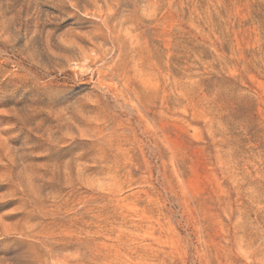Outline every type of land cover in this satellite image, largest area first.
Here are the masks:
<instances>
[{"label":"rangeland","instance_id":"rangeland-1","mask_svg":"<svg viewBox=\"0 0 264 264\" xmlns=\"http://www.w3.org/2000/svg\"><path fill=\"white\" fill-rule=\"evenodd\" d=\"M79 1L0 0V264H264V0Z\"/></svg>","mask_w":264,"mask_h":264},{"label":"bare ground","instance_id":"bare-ground-1","mask_svg":"<svg viewBox=\"0 0 264 264\" xmlns=\"http://www.w3.org/2000/svg\"><path fill=\"white\" fill-rule=\"evenodd\" d=\"M61 1H63V0H61ZM68 1H69V0H68ZM78 1H79V0H78ZM92 1H93V0H92ZM92 1H91V3H92ZM96 1H97V0H96ZM96 1L94 2V4H97ZM103 1H104V3H105L106 7L109 8V10H110L111 8L114 9V13H113V15H117V14H119L118 12L121 10L119 2L122 3L121 0H110V3H108L109 0H103ZM79 2H80V1H79ZM79 2H78V3H79ZM85 2H86V1H85ZM85 2H84V4H85ZM69 3H71V2H69ZM98 3H99V2H98ZM75 4H76V3H75ZM75 4H71V5L74 6ZM81 4H82V3H81ZM84 4L82 5V6H83L82 8H84V6H85ZM101 4H102V3H101ZM63 5H64V4H63ZM92 6H94V5L92 4ZM62 7H63V6H62ZM62 7H59V8H62ZM77 7H78V5H77ZM85 7H86V6H85ZM96 7H97V6H96ZM96 7H95V8H96ZM67 9H68V8H67ZM104 9H105V8H104ZM119 9H120V10H119ZM34 10H35V9H34ZM59 10H60V9H59ZM84 10H85V9H84ZM89 10H91V9H89ZM118 10H119V11H118ZM37 11H38V10H37ZM62 11H64V10H62ZM62 11H61V12H62ZM70 11H71V10H70ZM79 11H80V10H79ZM86 11H87V10H86ZM111 11H113V10H111ZM61 12H60V13H61ZM65 12H66V11H65ZM40 13H41V12H40ZM67 13H68V12H66V14H67ZM70 14H71V12L69 13V15H70ZM39 15H40V14H39ZM61 15H62V13H61ZM64 15H65V14H64ZM113 15H112V17H113ZM120 15H121V14H120ZM32 16H33V15H32ZM32 16H31V17H32ZM72 16H73V15H72ZM37 18H38L37 16H36V18L34 17V19H37ZM39 18H40V17H39ZM32 20H33V18H32ZM115 20H116V19H115ZM35 21H36V20H35ZM36 22H37V21H36ZM40 22L42 23V21H40ZM29 23H30V22H29ZM33 23H34V21H33ZM38 23H39V22H38ZM95 23H96V21H95ZM95 23H94V24H95ZM115 23H116V22H115ZM120 23H121V22H120ZM36 24H37V23H36ZM118 24H119V23H118ZM29 25H31V24H29ZM34 25H35V24H34ZM43 25H44V24H43ZM120 25H121V24H120ZM120 25H119V26H120ZM37 26H38V25H37ZM106 26H107V25H106ZM119 26H118V27H119ZM103 27H104V26H103ZM118 27H116V28H118ZM92 28H93V27H92ZM114 28H115V27H114ZM97 29H98V28H97ZM97 29H96V30H95V29L93 30V35H94V31L98 32ZM100 29H102V28L100 27ZM41 30H43V29H41ZM32 31H33V30H32ZM38 31H39V30H38ZM107 31H108V30H107ZM111 31H112V30H111ZM113 31H114V30H113ZM125 31H126V30H125ZM50 32H51V31H50ZM89 32H90V31H89ZM100 32H101V30H100ZM117 32H118V31H117ZM62 33H63V32H62ZM74 33H75V32H74ZM74 33H73V34H74ZM50 34H51V33H50ZM82 34H83V33H82ZM99 34H101V33H99ZM71 35H72V34H71ZM86 35H89V34H86ZM105 35H106V34H105ZM112 35H113V34H112ZM50 36H52V35H50ZM53 36H54V34H53ZM83 36H85V35L83 34ZM95 36H96V33H95ZM95 36H94V38H95ZM45 37H46V36H45ZM58 37H59V36H58ZM63 37H64V36H63ZM63 37H62V38H63ZM69 37H70V36H69ZM77 37H79V36H77ZM91 37H92V39H93V36H91ZM111 37H112V36H110V38H111ZM46 38H48V36H47ZM50 38H52V37H50ZM59 38H60V37H59ZM83 38H84V37H83ZM88 38H89V37H88ZM96 38H97V37H96ZM55 39H56V38H55ZM66 39H67V38H66ZM79 39H80V38H79ZM116 39H117V38H116ZM52 40H53V38H52ZM80 40H81V39H80ZM88 40H89V39H88ZM98 40H99V39H98ZM111 40H112V39H111ZM47 41H48V40H47ZM47 41H45V42H47ZM62 41H64V40H62ZM76 41H77V40H76ZM93 41H94V39H93ZM51 42H52V41H51ZM54 42H56V41H54ZM54 42H53V43H54ZM79 42H80V41H79ZM82 42H83V41H82ZM94 42H96V41H94ZM109 42H110V40H109ZM121 42H122V41L120 40V44H121ZM57 43H58V42H57ZM64 43H65V42H64ZM68 43H69V42H68ZM75 43H77V42H75ZM96 43H97V42H96ZM117 43H118V41H117ZM59 44H60V43H59ZM90 44H91V43H90ZM108 44H110V43H108ZM48 45H49V44H48ZM70 45H71V44H70ZM76 45H77V44H76ZM76 45H75V46H76ZM93 45H94V44H93ZM110 45H111V44H110ZM67 46H68V45H67ZM77 46H79V45H77ZM77 46H76V49H78L79 47H81V46H79V47L77 48ZM114 46H115V45H114ZM114 46H113V47H114ZM122 46H123V45H122ZM61 47H63V46H61ZM65 47H66V45H65ZM70 47L72 48V46H70ZM111 47H112V46H111ZM120 47H121V45H120ZM62 49H63V48H62ZM65 49H66V48H65ZM68 49H69V48H68ZM79 49H80V50H79L78 52L80 53V51H82V50H81V48H79ZM82 49H83V48H82ZM91 49H92V48H91ZM121 49H122V47H121ZM59 50H60V49H59ZM71 50H73V49H71ZM83 50H84V49H83ZM97 50H98V49H97ZM90 51L92 52V51H95V50H90ZM122 51H123V50H122ZM63 52H66V51H63ZM67 52H68V51H67ZM69 52H70V51H69ZM76 52H77V51H76ZM105 53H106V52H105ZM119 53H121V52H119ZM68 54H69V53H68ZM80 54H82V53H80ZM86 54H87V53H86ZM101 54H102V53H101ZM76 55H77V54H76ZM83 55H84V54H83ZM87 55H88V54H87ZM121 55H122V54H121ZM89 56H90V55H89ZM89 56H86V57H89ZM93 56H94V55H93ZM102 56H103V55H101V57H102ZM95 57H96V56H95ZM97 57H98V56H97ZM119 57H120V54H119ZM79 58H80V56H79ZM89 58H90V57H89ZM92 58H94V57H92ZM98 58H99V57H98ZM98 58H97V59H98ZM86 59H87V58H86ZM99 59H101V58H99ZM80 60H81V58H80ZM83 60H84V59H83ZM93 60H94V59H93ZM93 60H92V61H93ZM76 61H77V60H76ZM92 61H91V62H92ZM102 61H103V60H102ZM104 61H105V60H104ZM72 62H73V61H72ZM79 62H80V61H79ZM85 62H86V61H85ZM106 62H107V61H106ZM75 63H76V62H75ZM75 63H74V64H75ZM96 63H97V62H96ZM69 64H70V62H69ZM72 64H73V63H72ZM76 64H79V63H76ZM93 64H95V63H93ZM100 64H101V63H100ZM106 64H108V63H106ZM80 65H81V64H80ZM76 66H79V65H76ZM100 66L102 67V65H99L98 67L100 68ZM106 66H107V65H106ZM110 66H112V65H110ZM98 67H97V68H98ZM103 67H104V66H103ZM105 68H106V67H105ZM109 68H110V67H108V69H109ZM113 68H115V67H113ZM98 70H99V69H98ZM111 70H113V69H110V71H111ZM99 71H100V70H99ZM100 72H101V71H100ZM100 72H99V73H100ZM102 72H103V71H102ZM104 72H105V71H104ZM114 73H116V72H114ZM106 74H108V73H106ZM98 76H99V74H98ZM104 76H105V75H104ZM104 76H101V77L103 78ZM106 76H107V75H106ZM106 76H105V77H106ZM114 76H115V75H114ZM116 76H117V75H116ZM101 77H99V78H101ZM106 78H107V77H106ZM116 78H117V77H116ZM99 80H100V79H99ZM111 80H112V79H111ZM119 81H120V80H119ZM97 83H98V81H97ZM98 84H99V83H98ZM98 84H97V85H98ZM133 84H134V83H133ZM141 84H142V82H141ZM139 85H140V84H139ZM99 86H100V84H99ZM124 86H126V84H125ZM130 86H131V85H129V87H127V88H130ZM95 87H96V86H95ZM97 88H98V87H97ZM102 88H103V87H102ZM123 88H124V87H123ZM131 88H132V87H131ZM130 90H131V89H130ZM102 91H103V90H102ZM127 91H128V90H127ZM140 91H141V90H140ZM104 92H105V91H104ZM125 93H126V92H125ZM125 93H123V94H125ZM129 93H130V91H129ZM104 94H105V93H104ZM113 94H114V93H113ZM121 94H122V92H121ZM126 94H127V93H126ZM126 94L124 95L125 97H126ZM108 95H109V94H108ZM113 96H114V95H113ZM119 97H120V96H119ZM119 97H118V98H119ZM132 97H133V99H134L135 101H137V103L140 105L139 97H137V95L134 94L133 92H132ZM118 98H117V99H118ZM120 98H123V97H120ZM120 98H119V99H120ZM119 99H118V100H119ZM129 99H131V97H130ZM113 100H114V99H113ZM113 100H112V101H113ZM121 100H122V99H121ZM126 101H128V99H127ZM130 101H132V100H130ZM119 102H120V101H119ZM123 102H124V101H123ZM115 103H116V102H115ZM127 103H128V102H127ZM112 104H113V103H112ZM128 104H129V103H128ZM131 104H132V102H131ZM118 106H119V105H118ZM121 106H123V105H121ZM133 106H134V105H133ZM140 106H141V105H140ZM124 108H127V111L123 110ZM124 108H122V111H123L124 114H125L126 112L129 113L130 111H135L136 113H140V110H139L138 108H136V105H135V107H132V106H131V107L124 106ZM142 108H143V107H142ZM143 109H144V108H143ZM113 110H116V109H113ZM116 112H119V111H116ZM127 113H126V114H127ZM118 115L120 116V114H118ZM132 115H133V114H132ZM126 116H127V115H126ZM128 116L130 117V115H128ZM141 116H142V115H141ZM133 117H134V115H133ZM142 117H144V116H142ZM122 118H124V117L122 116ZM127 118H128V117H127ZM131 118H132V117H131ZM129 119H130V118H129ZM139 120H140V119H139ZM132 121H133V120H132ZM135 122H136V120H135ZM135 124H136V123H135ZM141 126H143V125H140V124L138 125L139 128H141ZM133 127H134V126H133ZM144 127H145V126H144ZM135 128H136V127H135ZM139 128H138V129H139ZM142 129H143V128H142ZM136 130H137V129H136ZM139 130H140V132H141V135H145V134H146L145 130H144V131L141 130V129H139ZM147 132H148V131H147ZM145 136H146V135H145ZM147 136H148V134H147ZM146 138H147V137H146ZM143 140H144V139H143ZM147 142H148L147 144H149V146H148V147H149V150L152 151V152H154V154H155V151H156V150L154 151V148H156L155 143L150 144L149 140H147Z\"/></svg>","mask_w":264,"mask_h":264}]
</instances>
